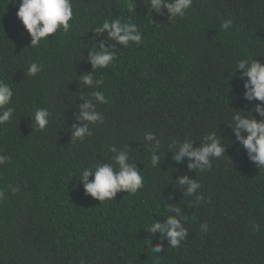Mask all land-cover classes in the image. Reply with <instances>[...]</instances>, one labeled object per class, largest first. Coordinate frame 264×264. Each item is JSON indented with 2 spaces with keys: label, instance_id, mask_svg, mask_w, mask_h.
Masks as SVG:
<instances>
[{
  "label": "trees",
  "instance_id": "trees-1",
  "mask_svg": "<svg viewBox=\"0 0 264 264\" xmlns=\"http://www.w3.org/2000/svg\"><path fill=\"white\" fill-rule=\"evenodd\" d=\"M147 3L72 0L71 30L33 47L16 16L19 0H0V80L12 88L15 109L0 126V154L12 158L0 165V264H264V169L238 143L226 142L225 155L203 173L190 171L187 158L174 162L169 151L185 138L199 147L210 132L235 141L226 127L232 109L248 112L257 103L241 98L235 64L264 63V0H193L186 16L171 22L166 10L151 13ZM115 18L136 23L144 42L124 48L90 31ZM101 43L117 60L93 72L104 83L89 89L79 77L93 71L87 54ZM32 62L43 66L36 77L27 74ZM94 90L108 100L97 104L104 122L90 126L83 142L72 141L73 125L83 124L76 119L81 98ZM38 108L52 114L42 132L32 120ZM147 132L161 142L155 168ZM112 147L128 149L144 188L100 204L84 193L79 171L111 162ZM184 175L200 182L196 195L204 200L184 196L175 181ZM169 204L187 217L188 236L178 248L161 242L159 230L146 233ZM148 239L164 250L153 253Z\"/></svg>",
  "mask_w": 264,
  "mask_h": 264
},
{
  "label": "clouds",
  "instance_id": "clouds-1",
  "mask_svg": "<svg viewBox=\"0 0 264 264\" xmlns=\"http://www.w3.org/2000/svg\"><path fill=\"white\" fill-rule=\"evenodd\" d=\"M193 0H148L146 7L151 13L160 14L162 10L168 13L169 22L177 18H184L188 10L192 7ZM130 11L132 5H129ZM18 20L22 23L26 33L31 38V46L38 47L42 41L53 37L59 31L69 32L71 21H73L72 0H19V8L16 13ZM232 25L231 20L222 22L221 28L227 31ZM95 34H107V37L116 43L123 45L124 48L134 44L139 47L144 42L143 34L138 30L136 23L121 19H105L103 22L91 29ZM117 60L115 49L109 52L105 49L104 43L99 47L94 46L88 51L87 61L92 65L91 74L79 77L83 85L89 89H97L104 83L103 80L94 78L93 72L97 69H105L115 64ZM236 73H240L243 81L242 99L248 103L257 102L251 111L243 109H232L231 122L226 126L231 129L235 141H225L222 135L210 132L203 136L196 147V141L185 138L183 141L173 140L169 144V151L174 155L172 160L182 163L185 158L190 162L187 167L190 171L206 172L212 167V161L225 155L226 142L238 143L246 151L248 159L253 162L258 169H264V63L259 60L244 58L239 59L236 64ZM43 69L38 62H32L28 66L27 74L36 77ZM13 90L8 83L0 80V126L6 125L13 117L15 109L9 107L12 103ZM81 100L79 105V116L77 121L83 122L82 126L73 125L72 141L83 142L84 139L92 135L90 126L102 124L104 116L97 110V104L105 105L108 103L103 92L94 90L90 98ZM254 110V111H253ZM251 113V115H246ZM258 114L259 120L254 118ZM51 112L47 108H38L34 113L35 130L44 131L50 123ZM144 141L151 150V165L158 167L160 164L161 142L152 132L144 134ZM174 149V150H173ZM112 155L111 162L107 164L98 162L94 167H84L79 171V181L83 182L84 193L100 204L115 200L117 193L125 192L129 195H136L144 188V177L138 170L137 163L132 162V158L127 148L110 149ZM11 157L0 154V165L9 163ZM72 175V174H70ZM89 177H92L91 181ZM179 189H183L184 196H196V201L204 200L203 195H196L201 188L198 180L190 178L188 175L180 176L176 180ZM13 194L17 189L8 186ZM6 199V191L0 188V201ZM168 215L164 220L153 219L147 226V232L155 234L157 230L163 235L160 236L161 242L165 239L169 242V247L178 248L182 241L188 236V229L185 227L187 217L182 214V208L169 204L167 207ZM175 213V215H173ZM203 232L208 231L207 223L201 225ZM153 239L155 236L153 235ZM152 252L163 251L162 243L152 246L151 239L147 240Z\"/></svg>",
  "mask_w": 264,
  "mask_h": 264
}]
</instances>
